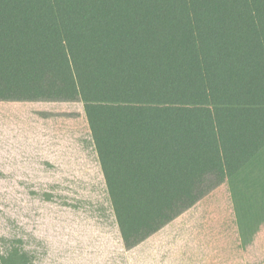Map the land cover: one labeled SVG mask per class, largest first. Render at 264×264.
<instances>
[{"label": "trees", "instance_id": "1", "mask_svg": "<svg viewBox=\"0 0 264 264\" xmlns=\"http://www.w3.org/2000/svg\"><path fill=\"white\" fill-rule=\"evenodd\" d=\"M38 99L82 101L132 247L264 163V0H0V100Z\"/></svg>", "mask_w": 264, "mask_h": 264}, {"label": "rangeland", "instance_id": "2", "mask_svg": "<svg viewBox=\"0 0 264 264\" xmlns=\"http://www.w3.org/2000/svg\"><path fill=\"white\" fill-rule=\"evenodd\" d=\"M258 164L239 175L234 195L224 180L195 203L208 212L173 218L213 220L200 234L224 242V264H264ZM137 255L123 243L82 101L0 100V264H142Z\"/></svg>", "mask_w": 264, "mask_h": 264}, {"label": "crops", "instance_id": "3", "mask_svg": "<svg viewBox=\"0 0 264 264\" xmlns=\"http://www.w3.org/2000/svg\"><path fill=\"white\" fill-rule=\"evenodd\" d=\"M192 207L199 208L202 213L208 212L201 205L193 204ZM210 222L213 220L208 218L168 221L136 244L141 257L137 255V259H141L142 264H224V242L218 241L216 235L200 234L210 230ZM220 223L223 224V220ZM180 226L185 227L183 235Z\"/></svg>", "mask_w": 264, "mask_h": 264}]
</instances>
